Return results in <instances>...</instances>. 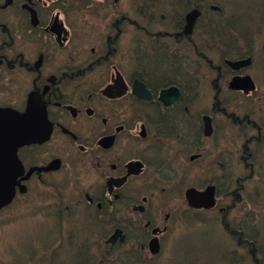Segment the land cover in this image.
I'll return each instance as SVG.
<instances>
[{
  "label": "flooded vegetation",
  "instance_id": "flooded-vegetation-1",
  "mask_svg": "<svg viewBox=\"0 0 264 264\" xmlns=\"http://www.w3.org/2000/svg\"><path fill=\"white\" fill-rule=\"evenodd\" d=\"M182 1L139 3L144 21L162 36L163 27L182 31L173 19L175 11L161 13L163 7L176 9ZM117 6L118 0H0V195L13 191L9 206L20 199L30 201L33 210L19 212L28 221L22 227L29 221L44 227L49 239L45 247H52L54 257L72 250L71 264H175L178 222L191 225L194 219L204 226L217 224L224 215L239 216L244 188L239 179L226 177L215 152L233 145V129L238 145L256 140L247 141L242 124L259 133L261 129L255 122L228 119L214 102L209 111L204 103L199 108L208 101V74L215 76L213 90H220L215 94L224 97L221 89L229 80L220 75L230 71L202 66L179 75L176 48L183 63L191 43H171L176 30L164 31V44L158 37L130 32ZM203 34L205 38L207 32ZM250 57L252 66L255 59ZM256 70L264 81L258 59ZM252 81L259 94L249 96L256 100L264 92ZM135 83L145 87L152 101L133 93ZM201 85L200 102L195 104L198 99L192 98L197 95L191 90ZM171 87L179 90V97L166 108L158 99ZM187 106L198 111L193 126L183 115ZM206 115L211 119L210 136L204 133ZM193 155L197 158L191 159ZM161 168L172 174L161 173ZM165 180L174 193L161 194L160 188L147 196L149 183ZM176 186L185 188L182 194ZM189 189L194 190L191 201ZM38 216L49 224L33 220ZM10 224L19 222L10 217ZM186 227L189 233L200 230ZM215 228L224 235L226 260L221 264L245 261L237 258L230 241L248 230L244 235L249 244L255 234L251 226ZM50 229L59 234L66 229L63 244L58 235L49 237ZM220 245L208 243L200 249ZM202 253L197 257L203 258Z\"/></svg>",
  "mask_w": 264,
  "mask_h": 264
},
{
  "label": "trees",
  "instance_id": "trees-1",
  "mask_svg": "<svg viewBox=\"0 0 264 264\" xmlns=\"http://www.w3.org/2000/svg\"><path fill=\"white\" fill-rule=\"evenodd\" d=\"M183 7H187V12L184 11L185 15L190 13L196 14V24L194 27L195 33L204 37L203 32H207V41L205 46L207 48L203 60H196L192 63V70H195L197 67L210 66V67H224V59H240L246 58L247 56L253 55V50H251L252 43L254 42V47L259 45L264 49V2L258 1L254 2L251 0H183ZM215 5L220 8V12H212L210 6ZM254 13V15H253ZM194 46L198 52L202 51V40L195 41L193 40ZM193 56L195 55V50H193ZM263 57L260 58V63L263 65ZM179 66V64H177ZM252 68V66H251ZM212 73H210L211 75ZM220 77L225 78L224 74ZM179 87V84L177 85ZM195 92V90H194ZM258 93H256L257 95ZM252 97H247L246 101L239 99L236 101L235 110H232V106L226 105L229 103L228 98L220 99V107L223 106L226 112H234L241 114L242 116H250L251 118H262L264 111V95L259 96L256 100H252ZM225 105V106H224ZM184 115V114H183ZM188 117L192 122V125L196 124V115L190 113ZM190 122V123H191ZM261 129V127H260ZM244 152L246 158L247 167L244 169V175L239 177L240 179H255L257 173L256 181L260 183L264 182V150H241ZM233 178V174L231 175ZM264 185V184H263ZM171 186H167L169 188ZM177 191L182 194V189H177ZM174 193L173 190L163 191L161 194H170ZM243 193V192H241ZM248 194V192H245ZM256 204H260V209L256 210V227L262 229V222L264 220V196L260 198ZM251 215V213H249ZM242 215H233V216H223L222 219L217 218V224H205L200 220L195 221L193 219L191 227L201 228L218 226V227H236L238 222L240 224L244 223V220H240ZM201 235V234H200ZM264 234H260L258 231L257 236V246L256 250L248 246H244L243 243L238 242V235H232L233 245H237L240 254L245 259L238 262L237 264H249L252 259L256 256L257 264H264V246L260 247L259 240ZM240 236V235H239ZM243 242V239H241ZM220 246H218L219 248ZM194 248V247H193ZM213 250V248H212ZM238 251V250H237ZM46 253L47 251H43ZM256 255L253 257V254ZM250 258V260H248ZM0 264H3L0 262ZM15 264V263H12ZM24 264V263H23ZM199 264V263H196ZM215 264H220L217 262ZM226 264H230L227 262Z\"/></svg>",
  "mask_w": 264,
  "mask_h": 264
},
{
  "label": "rangeland",
  "instance_id": "rangeland-1",
  "mask_svg": "<svg viewBox=\"0 0 264 264\" xmlns=\"http://www.w3.org/2000/svg\"><path fill=\"white\" fill-rule=\"evenodd\" d=\"M254 2H258V1H262V3L264 2V0H251ZM120 6H117L118 8L122 7L123 9H126L129 7V4H131V0H118ZM181 6H183V3H180ZM178 9H175V13H177L179 10V15L181 13L180 10V6L177 7ZM254 15V13H253ZM255 16V15H254ZM254 52V56H255V63L253 64L251 69H246L244 71V74H248L256 83L257 86L261 85L262 86V92H264V85H262L261 83H263V80H260V75L257 74V59L259 60L260 63V58L262 57V55L264 54V49L259 45L258 47H255ZM263 65L264 66V56H263ZM115 62L120 63L121 59L117 58L115 60ZM192 62V61H190ZM262 63H260L261 65ZM231 77V75L227 78L224 79L225 82H227L229 80V78ZM208 91L210 92V88L208 89ZM212 95L211 94L208 97V101L206 99H204L200 104H199V108H201L202 103L205 104V108L206 110H210V107L212 105ZM262 118H264V111H263V115ZM193 126V125H192ZM233 133H234V142H233V147L230 148L226 146L223 148H227L229 150H232L235 153V161L238 158V150L239 148L236 145V129H233ZM256 150V149H254ZM221 151V150H219ZM230 160V159H229ZM219 161L221 162V160L219 159ZM228 161H224L222 164H220L221 167H223L224 169V173H229V174H233L236 175L238 173V169L237 167H227ZM199 164H197L198 166ZM161 173L167 174V169H160ZM172 174L171 172H169L170 175ZM244 175V171L242 169V167L239 169V173H238V177H242ZM256 178H255V187L252 190L251 187L252 185H250L248 187V191L250 192V201L248 202L245 198V194L243 193L241 195L243 201L240 202L239 208L241 205L245 204L247 205V209L244 212V216L245 219L248 220L249 217V212H248V208H250L251 210H259L260 209V204H256L257 201L260 200V198H262L264 196V182L260 183V181H256L257 179V173L255 172ZM162 179V178H161ZM164 182L166 184H164ZM171 182L169 180H165L162 181L161 183H156V184H148L151 185V189L154 188L156 191V189L161 188V186L164 185H169ZM177 189H182L183 186H176ZM165 191H168L170 189L169 188H163ZM152 192L148 191L147 196L149 197L150 194ZM25 200V199H20L18 200L11 208H9L8 210L2 212L4 213L3 215L0 213V223L3 222H8L10 220V217L12 219H14L15 221L19 222V225H13V224H4V226H0V262H2L3 264H23L24 262H28V260L30 259V257L36 258L38 261L40 262V258H41V242L45 241L46 243H48L49 239L46 237V232H45V228L42 226H36L34 224V222L29 221L30 224L29 226L24 225L22 227V222H28L27 220L25 221L22 216L19 214V212L21 211H25V212H30L33 210L32 208V204L30 201ZM255 203V204H253ZM257 214V212H256ZM39 222L40 225L43 224H49V222L41 216H38L37 218L33 219ZM177 225V229H176V242H175V258H174V262L175 264H196L198 261H201L203 264H215L219 261L224 262L226 260V258L223 256V239H224V235L221 233V231H216V229L211 230H199L200 234L203 237V240H200L199 235L197 234H190L186 229H188L186 227V223L184 224H180L179 222L176 224ZM262 230L264 232V220L262 222ZM52 230V229H50ZM66 234L68 235V232L66 231V229L63 230L62 233H58L56 230H52L49 231V237H53L55 235L59 236V242L60 244H63L61 238L62 236ZM190 234V236H188ZM186 237V238H185ZM261 237H264V235H262ZM181 238H185L184 241H180L178 239ZM56 243V244H58ZM207 243H221L219 248H216L210 251H204V256L203 258H198V254L202 253L203 250L200 249L201 245H205L207 246ZM259 245L260 247L264 246V241L263 239L260 238L259 240ZM194 247V248H193ZM48 252L46 254V256L44 257V262L46 264H50V252L52 251V247H47ZM69 249H66L63 252H60L58 254H60V256L62 258L64 257H68L69 256ZM237 254H239L238 258H240V251H236ZM49 253V254H48ZM63 259H57L54 262H51V264H59L60 261H62ZM24 261V262H23ZM65 261V260H63ZM27 264H33V263H27ZM231 264V263H230Z\"/></svg>",
  "mask_w": 264,
  "mask_h": 264
},
{
  "label": "water",
  "instance_id": "water-1",
  "mask_svg": "<svg viewBox=\"0 0 264 264\" xmlns=\"http://www.w3.org/2000/svg\"><path fill=\"white\" fill-rule=\"evenodd\" d=\"M212 10L219 11V8L212 6ZM188 33H190V29L187 30ZM225 64L229 66L232 70H240L244 69L250 66V59H243V60H236V61H225ZM229 88L238 90L243 89L246 92L247 91H253L254 85L251 83V80L248 76L243 77L242 82H238L236 78H233L229 84ZM141 98L149 100L150 97L148 93L146 95H140ZM179 97L178 90L176 88H171L167 91H164L160 95V101L164 103L165 106L172 105L174 101H176ZM204 121V132L206 136H210L212 132L211 128V121L208 117L203 118ZM191 159H194V157H191ZM211 189V188H210ZM208 189V194L211 196L212 191ZM193 189L187 190L186 194L189 196V201L194 200L191 193L193 192ZM14 193L12 191H1L0 195V208L7 205L13 198ZM116 234L112 237V240L115 238ZM155 253V250H154Z\"/></svg>",
  "mask_w": 264,
  "mask_h": 264
},
{
  "label": "bare ground",
  "instance_id": "bare-ground-1",
  "mask_svg": "<svg viewBox=\"0 0 264 264\" xmlns=\"http://www.w3.org/2000/svg\"><path fill=\"white\" fill-rule=\"evenodd\" d=\"M241 231H242V230H241ZM206 247H208V245H207ZM203 253H204V251H203ZM203 253H202V254H203ZM199 254H200V253H199Z\"/></svg>",
  "mask_w": 264,
  "mask_h": 264
}]
</instances>
